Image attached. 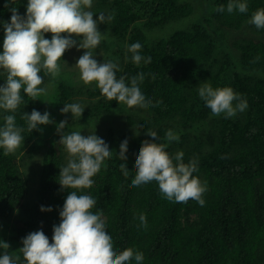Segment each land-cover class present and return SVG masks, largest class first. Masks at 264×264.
Instances as JSON below:
<instances>
[{
  "label": "trees",
  "instance_id": "obj_1",
  "mask_svg": "<svg viewBox=\"0 0 264 264\" xmlns=\"http://www.w3.org/2000/svg\"><path fill=\"white\" fill-rule=\"evenodd\" d=\"M95 1L96 8L107 14L109 44L123 46L116 51L119 56L111 48L119 69L117 78L124 76L125 83L130 84L132 77L143 73L139 87L151 103L147 108L128 109L123 102L109 101L104 95L100 98V90L86 88L85 95L79 83L61 73L53 77L41 69L42 85H56L60 108L81 95L97 97L84 109V120H111L104 141L113 155L92 178L93 186L79 190L62 189L59 184L60 169L67 165L58 138L50 137L51 127L40 125V130L29 131L23 118L34 109L47 112L48 104L27 96L22 88L23 103L15 112L0 109V128L4 118L13 115L17 127L23 129L20 151L32 157L43 154L32 198L28 180L18 168L17 154L5 155L0 148V241L9 244L7 250L0 248V255L5 251L20 255V264H25L19 252L22 240L38 230L51 244L52 229L60 223L66 197L69 191H77L97 201L90 211L102 213L114 250L119 253L132 248L143 253L141 264H264V28L250 24L247 34L239 35L235 45L221 56L215 36L216 31H242L253 13L264 9V0H241L248 5L245 13H229V0H205L207 14L202 13L198 22H185L195 12L192 0ZM220 6L223 12L216 11ZM12 7L24 16L27 0H0V42ZM44 36L50 39L52 34ZM134 43L142 45L138 54L143 59L138 65L129 51ZM231 48L237 57L231 55ZM148 57L151 63L146 64ZM6 76V70L0 69V86ZM203 83L213 89L231 87L247 101V108L232 117L213 115L199 96ZM156 101L162 103L152 106ZM68 124L64 131L71 134L78 120ZM84 124L81 122L79 129ZM169 129L178 134V140L166 139ZM149 131L157 133L156 140L147 134ZM125 139L127 159L120 160V144ZM145 140L166 144L165 151L174 165L179 152L186 164L197 160L198 170L193 176L207 188L202 195L203 206L191 199L187 203L169 201L156 181L131 185L136 175L135 160ZM121 163L129 171L127 177ZM41 206L52 211H41ZM141 214L146 216L147 228L141 225Z\"/></svg>",
  "mask_w": 264,
  "mask_h": 264
},
{
  "label": "clouds",
  "instance_id": "obj_2",
  "mask_svg": "<svg viewBox=\"0 0 264 264\" xmlns=\"http://www.w3.org/2000/svg\"><path fill=\"white\" fill-rule=\"evenodd\" d=\"M92 0H27L26 13L21 16L15 7L10 9L12 15L10 22L3 24L4 39L3 51L0 53V69L6 70L5 83L0 86V109L15 112L23 103L21 89L30 97L46 94L47 89L39 87L43 78L38 74L41 69H46L53 77L60 74L61 57L66 50L72 47L85 49L79 57L76 66L84 84L96 82L101 94L109 101L125 103L129 108H147L150 101H146L139 83L143 82L144 74L139 73L131 78L130 84L125 83V77L117 78L118 65L109 60L98 63L93 58V50L100 46L104 36L98 31V23H105L106 17L99 14L97 20L93 13L88 11ZM8 7V3H5ZM225 9L220 6L217 12ZM238 10L241 13L248 11V5L241 0H229L227 11L232 13ZM112 17H107L111 19ZM250 23L256 28H264V9L253 13ZM45 33H51V39L44 38ZM62 33L67 35L62 36ZM82 37L77 41L71 37ZM142 45L134 43L129 51L133 53L132 60L139 64L143 57L138 54ZM258 59V58H257ZM144 62L151 63V57ZM199 96L210 108L213 115L226 114L234 116L237 111L247 108V101L235 93L231 87L213 89L208 83H203L199 88ZM234 101L238 103L234 106ZM162 101H156L152 106H158ZM85 107L79 103L64 105L61 113L71 112L72 116L81 117ZM29 131L40 130V125L54 123L50 114H41L32 110L30 114L24 113ZM5 123L0 128V148L4 154L14 153L24 143L21 135L22 128L17 127L15 116L7 115ZM67 125L62 120L57 125L60 132ZM147 134L154 140L157 139L155 131ZM168 141L178 140V134L171 129L166 132ZM59 143L63 144L70 159L67 166L60 169L62 189H86L94 184L92 179L101 168L106 158H111L113 151L102 138L95 134L84 136L80 132L61 135ZM128 141L125 139L120 144L119 158L126 160ZM166 144H157L148 140L143 141L139 154L135 160L136 175L131 181L133 187L156 181L162 195L169 201L187 203L190 199L197 201L201 206L206 192V184L193 176L198 170L197 160L189 163L183 162V153L173 158L165 151ZM120 168L125 177L129 171L124 163ZM97 201L89 195H78L77 191H69L63 208L59 213L60 223L53 226L52 243L42 230L29 233L22 240L23 247L19 249L25 264H129L133 259L136 264H141L143 253L134 252L127 248L117 252L113 248L110 235L105 231V222L101 219L102 213L93 214L90 211ZM41 211H52L51 207L41 206ZM141 225L147 228L144 214L140 217ZM0 248L7 250L9 244L0 241ZM20 255H10L7 251L0 255V264H20Z\"/></svg>",
  "mask_w": 264,
  "mask_h": 264
},
{
  "label": "rangeland",
  "instance_id": "obj_3",
  "mask_svg": "<svg viewBox=\"0 0 264 264\" xmlns=\"http://www.w3.org/2000/svg\"><path fill=\"white\" fill-rule=\"evenodd\" d=\"M192 4L195 6V12H194L193 16L185 22H198L200 20L199 17L202 15V13H206V2H205V0H192ZM87 10L91 11L94 14L93 15L94 20H97L99 17V14H101V13H103L105 17L107 15L106 11H103L100 7L96 8V1L95 0H92V6L90 9H87ZM250 24H252V23H250V21H249L245 25V28L240 32L239 31L233 32V31H226V30L216 31L215 36H216V42L218 45V55L221 56V55L227 54L229 47H233L235 45V43L238 41V38H240L239 35H246L247 34L246 29ZM97 28H98V31H100L101 34L104 36V39L101 42L100 46L93 50V52H94L93 58L96 59L98 63H104V62H107L111 59L116 63V61H117L116 56L114 55L111 48H115V54L117 56H119L116 51H119V49H121L123 46L121 47L119 44H114V46H112L109 44L111 42L109 41V37L105 31V28H107L106 27V20H105V23H98ZM215 28H218V26L216 25ZM61 35L65 36L67 34L62 33ZM44 38L49 39L48 37H45V36H44ZM71 38L77 41V45L79 44V41L82 39V37H77L75 35H73ZM2 45H3V42H0V53H2V51H3ZM85 51H86L85 49H79L78 50L77 47H72L71 49L65 51V53L61 57V61H59L58 63L60 65V73L63 74L65 76V78L71 79L75 83L76 82L79 83L78 84L79 86L82 85L83 86V92L86 95V92H85L86 88H90L91 92H95V91H98L100 89L96 86V82H92L91 84L86 85V84H84V82L80 78L79 69L75 64H76L77 60L79 59V57L81 55H83V53ZM231 52L233 53L231 55L234 58L237 57L234 55L235 53H234L233 48H231ZM121 72H122V70H121ZM39 87L47 89L46 94H41L40 96H37L36 98L41 103L44 102V104H46V103L48 104L47 105V112L50 114V119H52L54 121V123L44 125V129H45V127H48V126L51 127V129L53 130L50 133L51 139L58 138V142H59L61 139V135H68V132L64 131V129H62L60 132L57 131V125L62 120L67 121V125H66L67 127H70L68 122L74 123L75 121L78 120V124H76L77 129H75L74 132H80L84 136L95 134L97 137L102 138L103 140H105L104 137L107 138L108 132L106 131V129H107L108 125L111 123V120L103 119V121L101 123H99L98 119H97L95 121L89 122L87 120H84L83 113H82L81 117L72 116L71 112L61 113L60 110L64 107V105L60 108L57 93H56V85L54 83L45 84V85L41 84ZM102 96L103 95L100 92L99 97L101 98ZM91 100L92 101L97 100V97H94L92 99H88L87 96L81 95V96L76 97L74 99V101L71 102V104L72 103H79L82 107L86 108V107H88V105H90L88 102ZM65 105H67V104H65ZM126 108L130 109L128 106ZM49 109L51 110L50 112H49ZM57 112H59V113H57ZM116 121H117V123H119L120 120L116 119L115 122ZM81 122H84L85 124L82 125L79 129L78 125ZM126 125H127V122H126ZM97 126H100V127H97ZM61 152H62L64 161H65V164L67 165L70 157H69V154L67 153L63 144H61ZM15 153L17 154L18 168H19L20 172L23 174V176H25L27 178L28 184L30 186L29 194L33 198L34 190L38 186V180H39L38 171H40V166H41L43 154L38 153L37 155H34L32 157L31 154H28L25 151H20V148H18L15 151ZM9 224L12 225L11 223H9Z\"/></svg>",
  "mask_w": 264,
  "mask_h": 264
}]
</instances>
